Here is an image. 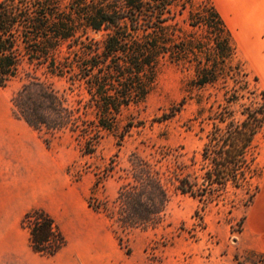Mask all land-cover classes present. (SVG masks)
I'll use <instances>...</instances> for the list:
<instances>
[{"label": "trees", "instance_id": "obj_1", "mask_svg": "<svg viewBox=\"0 0 264 264\" xmlns=\"http://www.w3.org/2000/svg\"><path fill=\"white\" fill-rule=\"evenodd\" d=\"M185 27L206 29L207 42ZM92 34H102V39ZM235 53L231 32L210 0L0 2V87L20 83L11 97L15 116L39 133L69 130L86 135L92 147L96 134L112 131L125 108L145 100L163 59L189 64L195 75L191 86L202 88L217 81ZM55 79L65 80L69 93L78 98L71 102ZM263 107L227 127L214 150L208 149L210 137L200 183L177 162L131 154L118 177L117 197L104 213L122 231L155 229L174 192L201 200L213 186L244 177L248 152L264 125L259 114ZM89 111L95 116L91 123L82 118ZM45 143L49 146L47 139ZM22 227L41 256H54L66 244L44 210L27 213Z\"/></svg>", "mask_w": 264, "mask_h": 264}, {"label": "rangeland", "instance_id": "obj_2", "mask_svg": "<svg viewBox=\"0 0 264 264\" xmlns=\"http://www.w3.org/2000/svg\"><path fill=\"white\" fill-rule=\"evenodd\" d=\"M199 5L196 1L194 7L199 9ZM185 28L207 42L203 27ZM92 37L100 40L102 34ZM194 77L189 64L163 59L145 100L125 108L112 131L97 133L93 147L87 145L86 135L69 130L38 132L39 137L44 143L49 141V146L45 145L56 157L58 186L66 177L83 197L82 204L95 217L109 221L122 255H141L148 264H264V256L239 253L236 246L246 206L257 193L258 177L264 173V125L248 152L244 177H230L226 185L213 186L201 200L174 192L157 228L122 231L103 211L117 197L118 177L128 167L131 154L153 160L165 157V164L177 162L185 174L200 183L210 137L213 140L208 149L214 150L227 127L241 123L264 103V90L237 53L215 83L192 87ZM54 83L61 92L66 91L71 102L78 98L69 93L65 80L55 79ZM19 87L14 81L5 89L0 87V92L11 98ZM259 114L264 115V107ZM82 118L91 123L95 116L89 111ZM74 202L78 205V200ZM94 226L91 221V234Z\"/></svg>", "mask_w": 264, "mask_h": 264}, {"label": "crops", "instance_id": "obj_3", "mask_svg": "<svg viewBox=\"0 0 264 264\" xmlns=\"http://www.w3.org/2000/svg\"><path fill=\"white\" fill-rule=\"evenodd\" d=\"M210 1L246 71L264 90V0ZM257 185L236 246L239 253L264 256V173ZM82 200L66 177L58 186L56 157L38 132L15 116L9 95L0 92V264H148L141 255H122L109 221L95 217ZM36 209L53 217L66 240L54 256L35 253L30 232L22 227Z\"/></svg>", "mask_w": 264, "mask_h": 264}]
</instances>
